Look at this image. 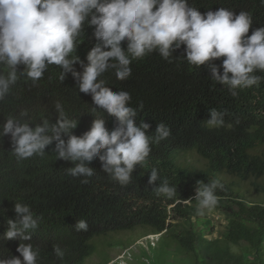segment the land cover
Wrapping results in <instances>:
<instances>
[{
	"label": "trees",
	"instance_id": "1",
	"mask_svg": "<svg viewBox=\"0 0 264 264\" xmlns=\"http://www.w3.org/2000/svg\"><path fill=\"white\" fill-rule=\"evenodd\" d=\"M188 4L202 14L219 8L236 15L247 12L252 17L248 36L264 27V0H188ZM93 32L86 20L75 41L76 51L69 58L76 55L87 63V53L96 43ZM121 46L126 49V42ZM223 59L213 63L219 66ZM169 60L154 52L133 60L132 74L126 80H118L112 69L99 78L113 92H129V106L137 110V126L151 125L147 134L155 136L160 122L171 129L169 138L151 143L147 163L136 167L127 186L104 173L98 159L89 164L94 176L69 175L66 170L74 164L57 160L55 142L46 147L44 157L17 161L10 135L0 137V258L19 257V239L6 241L3 237L7 221L17 219L14 204L23 203L40 217L32 239L21 241L39 249L38 264H83L95 251L97 238L138 227L145 229L142 238L158 235L156 240L168 259L178 255L182 264H264V204L249 200L237 183L264 178V79L259 86L237 90L238 95L232 96L226 86L211 79L206 65L197 68L185 59L183 45ZM74 68L82 71L79 64ZM23 69L19 65L17 71ZM61 71L59 66L49 65L35 84L20 76L10 94L0 101V126L10 117L30 122L33 128L43 119L54 124V106L59 101L67 115L78 120L73 135L82 136L90 130L93 119L101 117L106 128L113 130L115 118L103 109L94 111L91 96L78 91L70 73L63 82L59 80ZM0 73L6 74L7 68L0 66ZM255 75L264 77V72ZM211 109L224 113L222 127L207 125ZM24 110L30 121L20 116ZM62 138L67 141L66 136ZM190 152L205 162L202 168L179 163ZM152 168L177 186L176 197H158L151 190L147 180ZM84 179L89 182L82 183ZM212 180L224 186L217 190L219 201L211 209L222 217L224 225L218 237L209 239L210 222L205 214L197 215L198 201L193 197L200 186L197 181ZM250 181L254 193L264 194V183ZM81 219L88 223L87 232L75 229ZM53 245L65 249L63 260L55 257Z\"/></svg>",
	"mask_w": 264,
	"mask_h": 264
},
{
	"label": "clouds",
	"instance_id": "2",
	"mask_svg": "<svg viewBox=\"0 0 264 264\" xmlns=\"http://www.w3.org/2000/svg\"><path fill=\"white\" fill-rule=\"evenodd\" d=\"M86 20L94 28L96 43L87 53L85 64L76 55L69 57L76 51L75 41ZM251 26L252 17L247 12L236 15L219 8L202 14L198 8L189 6L188 0H0V66L7 68L6 74L0 73V101L10 94L20 76L35 84L49 65H56L62 69L61 82L70 73L78 91L91 96L93 110L103 109L116 121L115 128L109 131L103 117L93 119L90 130L77 137L72 132L78 120L70 118L57 101L54 124L43 119L33 128L29 127L30 122L10 117L0 126V137L10 135L17 161L44 157L46 147L55 142L53 151L57 160L74 164L66 170L69 175L94 176L89 164L98 159L104 173L127 186L136 167L147 163L151 143L169 138L171 129L160 122L155 136L147 134L151 125L137 126V110L129 106V92H113L99 78L112 69L118 80H126L132 74L133 60H142L154 52L169 60L183 45L185 59L191 65L197 68L206 65L211 79L236 96L237 90L259 86L264 79L255 75L257 71L264 72V27L248 36ZM122 42H126V49L122 48ZM221 57L224 58L221 65L213 63ZM77 64L82 71L75 70ZM19 65L24 66L23 71H17ZM138 107L142 109L143 104ZM209 114L206 121L209 127L224 125V113L211 109ZM20 116L32 119L27 110ZM65 136L66 142L62 138ZM147 184L158 197L173 199L177 195V186L162 178L157 168L149 172ZM197 184L200 186L193 198L198 201L197 215L203 216L206 210L217 206V190H223L224 186L219 180ZM13 211L17 219L7 221L3 238L19 239L16 248L19 257L0 258V264H38L39 249L21 241L32 239L31 232L37 229L40 217L34 216L23 203H15ZM88 227L83 219L75 225L78 232H87ZM148 237L151 236L145 238ZM52 252L60 260L66 254L60 245H53Z\"/></svg>",
	"mask_w": 264,
	"mask_h": 264
},
{
	"label": "rangeland",
	"instance_id": "3",
	"mask_svg": "<svg viewBox=\"0 0 264 264\" xmlns=\"http://www.w3.org/2000/svg\"><path fill=\"white\" fill-rule=\"evenodd\" d=\"M261 150L263 151L264 148ZM178 161L184 166L191 165L195 168H202L205 164L193 152ZM221 177L229 182H237L225 175ZM250 180L237 183L240 184V189L249 200L264 204V194L257 195L258 193H254L249 185ZM250 182L260 185L264 183V178L251 180ZM205 215L212 230V234L208 238L218 237L224 225L222 217L212 210H206ZM144 230V228L138 227L132 231L109 233L104 237L97 238L98 243L95 246V251L83 260V264H105L107 261H110L108 264H182L178 255L174 259H168L165 251L160 248L158 241L155 239L157 236L154 239L142 238ZM150 243H153V246H150Z\"/></svg>",
	"mask_w": 264,
	"mask_h": 264
},
{
	"label": "built area",
	"instance_id": "4",
	"mask_svg": "<svg viewBox=\"0 0 264 264\" xmlns=\"http://www.w3.org/2000/svg\"><path fill=\"white\" fill-rule=\"evenodd\" d=\"M156 236H151V237H148V239H154ZM151 246H153V243H150Z\"/></svg>",
	"mask_w": 264,
	"mask_h": 264
}]
</instances>
